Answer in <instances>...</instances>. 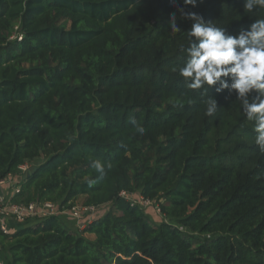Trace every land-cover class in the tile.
Returning <instances> with one entry per match:
<instances>
[{"label": "trees", "instance_id": "1", "mask_svg": "<svg viewBox=\"0 0 264 264\" xmlns=\"http://www.w3.org/2000/svg\"><path fill=\"white\" fill-rule=\"evenodd\" d=\"M243 3L0 0V181L43 158L14 202L112 205L84 229L67 214L0 226L5 264H264L255 121L235 93L190 89L179 75L192 43L180 8L236 35L264 19ZM123 192L169 221L153 223Z\"/></svg>", "mask_w": 264, "mask_h": 264}, {"label": "clouds", "instance_id": "2", "mask_svg": "<svg viewBox=\"0 0 264 264\" xmlns=\"http://www.w3.org/2000/svg\"><path fill=\"white\" fill-rule=\"evenodd\" d=\"M203 0H183L184 5L196 7ZM175 5L176 0H170ZM245 12L264 8V0H244ZM181 15L192 21L188 31L191 46L187 49L186 64L179 68V75L185 78L187 87L198 90L207 85L215 87L217 93H235L242 102L243 112L250 121H255L257 132L255 143L264 151V19L256 20L250 28H241L236 35L226 28H219L205 21L196 12ZM172 32H179L176 14L170 17ZM175 71V69H174ZM228 99V97H226ZM217 99L207 100L206 114L212 116L217 109ZM141 135L145 129L137 126ZM97 172H104V164L97 160L92 165ZM111 168V164L108 165ZM89 185L94 181L89 180Z\"/></svg>", "mask_w": 264, "mask_h": 264}, {"label": "built area", "instance_id": "3", "mask_svg": "<svg viewBox=\"0 0 264 264\" xmlns=\"http://www.w3.org/2000/svg\"><path fill=\"white\" fill-rule=\"evenodd\" d=\"M12 38H22V34H17ZM27 165V164H26ZM26 165L20 167V169H24L27 171ZM11 177V176H10ZM10 177H6L0 181V185L13 184L14 194H17L21 190V184L16 179L14 182ZM123 196L129 199L131 195H135L134 193L123 192ZM141 197V196H140ZM142 198V197H141ZM143 199V198H142ZM144 200V199H143ZM149 201L150 200H144ZM98 210L96 206H87L84 205L80 208L78 205L72 207L70 210L61 209L56 203L52 201H34L29 204L17 203L13 200L5 201L3 197H0V226L6 233H12L14 230L9 227L8 221H14L18 223H26L29 219H43L50 215H59V214H70L72 217L76 218L79 222V227L85 225L84 228L90 223H92V216ZM83 228V229H84ZM0 264H5L4 259L0 256Z\"/></svg>", "mask_w": 264, "mask_h": 264}, {"label": "rangeland", "instance_id": "4", "mask_svg": "<svg viewBox=\"0 0 264 264\" xmlns=\"http://www.w3.org/2000/svg\"><path fill=\"white\" fill-rule=\"evenodd\" d=\"M43 160V158H38L36 159L35 161L33 162H29L26 167H27V171L28 170H31L32 168H34L33 166H36L39 162H41ZM26 170L24 169H19L17 172L15 173H11L9 174L8 176L10 177V181L12 180L14 182V180L16 179L17 181L20 182L21 178L27 173ZM7 176V177H8ZM14 185H15V182H14ZM0 191L2 192V197L4 198L5 201L7 200H12V197H13V194H14V190H13V184H6V185H0ZM84 196H81L77 205L82 208L83 204H84V199H83ZM129 200L135 204V205H138L140 206L144 211L145 213L149 216L150 220L153 222V223H156V224H160L161 222L163 221H169L168 218H166L160 211L159 207H158V204L157 202L155 201H144L140 195H131L129 197ZM112 208V205L111 204H108V205H104V206H100L98 207V210L95 212V214L92 216L93 220L95 218H98V217H101L103 216L107 211H109L110 209ZM68 215V214H67ZM65 215V217H69L70 218H73L72 216L70 215ZM67 219V220H69ZM39 219H35V220H31L32 222H35V221H38ZM69 223L72 225L73 222L69 220ZM78 221H77V225H78ZM85 227V225H82V227L80 229H83ZM89 238H93V235L89 234L88 235Z\"/></svg>", "mask_w": 264, "mask_h": 264}, {"label": "crops", "instance_id": "5", "mask_svg": "<svg viewBox=\"0 0 264 264\" xmlns=\"http://www.w3.org/2000/svg\"><path fill=\"white\" fill-rule=\"evenodd\" d=\"M0 197H2V192L0 191ZM83 199H84V197H83ZM69 218V217H68ZM70 221H72L71 219H69ZM73 222V225H72V228H76V223L74 222V221H72ZM8 223V225H9V227H11L13 230L14 229H16V226L18 225L16 222H14V221H8L7 222ZM89 234H86V236H88ZM89 237V236H88ZM0 253H1V249H0Z\"/></svg>", "mask_w": 264, "mask_h": 264}, {"label": "water", "instance_id": "6", "mask_svg": "<svg viewBox=\"0 0 264 264\" xmlns=\"http://www.w3.org/2000/svg\"><path fill=\"white\" fill-rule=\"evenodd\" d=\"M36 168H32L31 170H29L30 172L34 171Z\"/></svg>", "mask_w": 264, "mask_h": 264}]
</instances>
